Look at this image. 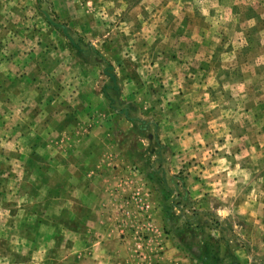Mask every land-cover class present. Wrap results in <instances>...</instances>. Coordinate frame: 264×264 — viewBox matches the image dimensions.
Segmentation results:
<instances>
[{
  "label": "rangeland",
  "instance_id": "rangeland-1",
  "mask_svg": "<svg viewBox=\"0 0 264 264\" xmlns=\"http://www.w3.org/2000/svg\"><path fill=\"white\" fill-rule=\"evenodd\" d=\"M92 156L187 253L264 264V0H0V264H94Z\"/></svg>",
  "mask_w": 264,
  "mask_h": 264
},
{
  "label": "crops",
  "instance_id": "crops-1",
  "mask_svg": "<svg viewBox=\"0 0 264 264\" xmlns=\"http://www.w3.org/2000/svg\"><path fill=\"white\" fill-rule=\"evenodd\" d=\"M14 95L16 97L18 96L17 93ZM189 131L193 133L192 129H189ZM187 142L193 144L189 133L188 137L183 138L180 144ZM173 144L172 147L174 150H179V148L175 147ZM93 149H95V147ZM96 160L97 158L91 161L94 165L91 167L90 175V180L94 183L96 182V184H93L91 188H88L87 184L84 185V191L86 193L90 191L94 199H99L96 205L98 209L96 214L99 218L101 217L104 219L96 226L95 229L98 231L94 230V249L92 252V261L94 264H203V261L198 255L193 256L187 253L182 246L177 243L178 240L176 237L174 238V236L166 232V218L160 210H154L153 212L154 227L149 233L150 240L148 239L146 241L145 249H141L140 247V245L144 243L141 238L135 237V233L128 229H125L126 236L123 238V240L126 239V241L124 242L121 240L117 229H121V225L118 224L117 228H115L116 219L114 217L119 202L126 196H131L136 193L142 195L144 192L142 188L145 189L146 187L139 181L137 175L132 174V165H128L125 162L121 163L116 159H111L113 160L112 163L110 160L105 161V167L99 169L97 167L99 161ZM111 164L112 168H110ZM116 165L118 170L113 169ZM123 169H126V171ZM119 170L121 172H119ZM78 176L79 179H81L79 173ZM198 180L200 179L198 178L196 181L198 182ZM97 182L100 184L98 185ZM257 200L258 197L254 196L252 202L248 201L246 204H238L237 207L241 209L238 212L255 213L259 204ZM220 208L223 209L222 211L225 214L233 212L230 206L225 204L224 206H220ZM132 223L135 224V228L142 229L141 223H137L138 225L134 223V221H132ZM79 236L80 234L78 235V240ZM158 251H160V253Z\"/></svg>",
  "mask_w": 264,
  "mask_h": 264
},
{
  "label": "built area",
  "instance_id": "built-area-1",
  "mask_svg": "<svg viewBox=\"0 0 264 264\" xmlns=\"http://www.w3.org/2000/svg\"><path fill=\"white\" fill-rule=\"evenodd\" d=\"M146 199H142V196L139 193H136L131 196H126L122 201V225H121V233L123 235V238L126 236L125 229H128L131 232H134L135 236L141 238V240L144 242L140 245L141 249H145L146 241L150 240V232L153 229V220L150 215V209L152 208V202H151V193L147 192L145 194ZM136 206L140 210V220L142 224V229L138 230L135 228V224L129 220L130 211L132 207ZM160 253V251H158Z\"/></svg>",
  "mask_w": 264,
  "mask_h": 264
},
{
  "label": "trees",
  "instance_id": "trees-1",
  "mask_svg": "<svg viewBox=\"0 0 264 264\" xmlns=\"http://www.w3.org/2000/svg\"><path fill=\"white\" fill-rule=\"evenodd\" d=\"M203 246H204V255H202V261L206 264H209V261L211 259L216 258V245L210 241L203 240Z\"/></svg>",
  "mask_w": 264,
  "mask_h": 264
}]
</instances>
